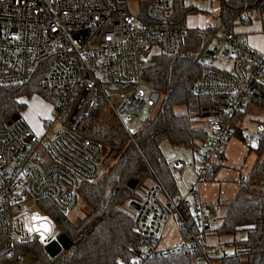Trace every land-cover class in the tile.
<instances>
[{
	"label": "built area",
	"instance_id": "built-area-1",
	"mask_svg": "<svg viewBox=\"0 0 264 264\" xmlns=\"http://www.w3.org/2000/svg\"><path fill=\"white\" fill-rule=\"evenodd\" d=\"M130 1L122 8L115 0H0V86L27 83L37 66L49 60L40 81L42 93L36 94L49 102L51 113L40 120L39 131L21 116L0 129L1 263L17 264L21 243L37 239L47 245L58 238L60 231L45 202L69 217L76 215L80 189L97 177L106 155L102 144L79 133L80 124L106 99L116 104L120 116L139 117L153 106L143 90L148 81L143 65L160 53H177L192 31L186 24H173V0L153 1L155 23L143 22L129 9ZM250 8L245 0L242 12ZM193 31L216 39L193 90L224 102L221 113L204 121L210 135L192 161L200 182L213 176L226 144L239 132L249 146L257 145L264 133L261 120L255 132L239 123L264 82V51L241 39L234 24L221 36L207 28ZM216 54L223 64L231 59V67L215 66ZM168 164L176 180L184 182V169L192 163L180 156ZM162 191L161 184L151 183L144 196L133 201L138 204L134 228L146 243L140 257L119 264H143L145 258L169 252L196 253L194 264H211L205 241L214 231L213 218L196 185L179 198L167 196L164 203L159 200ZM188 199L201 232L193 240L161 247L170 217L177 216L180 203ZM28 202L40 209L33 210ZM183 228L185 223L179 225Z\"/></svg>",
	"mask_w": 264,
	"mask_h": 264
},
{
	"label": "trees",
	"instance_id": "trees-1",
	"mask_svg": "<svg viewBox=\"0 0 264 264\" xmlns=\"http://www.w3.org/2000/svg\"><path fill=\"white\" fill-rule=\"evenodd\" d=\"M115 1L120 7L127 8L129 0ZM138 1L141 20L157 22L149 13L154 0ZM244 1L223 0L218 16L221 24L209 30L215 33L217 28L226 30L237 21H245L242 14ZM249 2L251 8L259 10V17L264 22V0ZM172 3L174 25L186 24L187 16L199 11L186 4L185 0H173ZM212 41L208 34L192 30L177 53H160L152 58L155 64L144 69L143 74L153 91L163 94L164 98L155 114L149 116L138 131L128 129L122 116L113 109L106 110L105 101L84 118L78 128L79 133L106 148L104 161L110 157L116 162L107 166L108 171L103 177L82 185L80 194L88 207L84 215L72 218L45 202L46 210L55 219L60 233L69 236L74 245L51 258L45 245L33 239L18 246L17 264H119L122 260L132 262L142 255L146 239L135 231V214L126 209L127 206L133 208L132 202L142 197L137 189L148 182H157L169 197L182 196L164 156L162 141L189 148L192 158H195L201 143L210 135L204 127L205 119L223 110V99L199 95L193 90L194 83L205 70L206 63L202 57L213 48ZM49 62H41L25 84L0 86V129L6 127L14 114H21L34 93H42L40 81ZM251 104L264 110V82L252 96ZM180 106L185 107V113L177 111ZM261 121L264 123V119ZM255 150L258 160L242 181L237 197L226 203L222 223L213 229L220 235L234 236L246 230L247 237L234 238L229 243L235 246V252L213 255L211 264H264V133ZM132 179L138 180L135 189L128 186ZM177 218L179 225L185 223V228L180 230L185 241L195 239L201 232L191 200L180 203ZM195 254L169 252L145 258L143 264H194Z\"/></svg>",
	"mask_w": 264,
	"mask_h": 264
},
{
	"label": "crops",
	"instance_id": "crops-1",
	"mask_svg": "<svg viewBox=\"0 0 264 264\" xmlns=\"http://www.w3.org/2000/svg\"><path fill=\"white\" fill-rule=\"evenodd\" d=\"M222 1L223 0H185L186 4L193 5L199 10L198 12L189 14L187 16L186 25L192 30L218 27L221 24V20L218 16ZM256 10L258 9L250 8L247 11H243L242 14L244 12H256ZM257 17H259V13ZM251 19V16H245V21L243 22H250ZM236 25L237 23L234 25V29L236 30V32L238 31L237 33L241 39L247 41L250 46L258 50L264 51L263 20L262 24H260L261 27H263L260 30H257L252 24H239L237 26ZM224 31V28H217L214 31V34L216 36H221L223 35ZM212 42L214 44L213 46H216V39L213 38ZM244 115L245 113L239 117V123L242 128L247 129L243 120ZM255 147L256 145H247L244 142L241 133L239 132L236 137L230 139L226 144L223 155L215 163L213 176L206 178L200 182H196L197 164L193 163L190 157L185 159L184 156L180 155L186 161L192 163L184 169V176L186 178L188 177V180H190L188 181V184H184V188L190 187L193 184L196 185L199 194V199L206 207H208V211L210 212L213 221H216L219 218V212L222 211V208H227L226 203L231 200H234L237 197L241 188L242 181L250 173L254 164L259 158ZM173 160L167 159L168 163ZM192 173H195V176L190 178ZM180 189L183 195V187H180ZM185 192L186 190L184 191V193ZM207 239L205 242L206 247L208 245ZM182 241L185 240L183 239L182 233L180 231V241L178 243Z\"/></svg>",
	"mask_w": 264,
	"mask_h": 264
},
{
	"label": "rangeland",
	"instance_id": "rangeland-1",
	"mask_svg": "<svg viewBox=\"0 0 264 264\" xmlns=\"http://www.w3.org/2000/svg\"><path fill=\"white\" fill-rule=\"evenodd\" d=\"M129 9L134 13L138 12L139 11V1L138 0H131L129 2ZM258 13H260L259 10H256V12H244L243 16H251L252 17L251 21L247 22V23L237 21V25H239V24H252L255 26V28L257 30L258 29L260 30L263 26L261 27V25H260V24H262V19L260 17H257ZM215 56H217V58H218V61L215 62V66H219L222 68H230L231 67V65H232L231 59H229L228 62L224 61L225 63L223 64V60L220 59L219 54H216ZM143 90H144L145 96L147 98H150V95L153 92V89H152L150 83L146 80L143 83ZM163 98H164V95L160 94L159 100L156 103V105L154 106L153 110L151 109L152 106H150V107L148 106L149 108L144 109L139 117H131L128 115H122V120L124 121L127 128L133 132L138 131L142 127L144 122L147 120V118L149 116L155 114V112L157 111V109H158L161 101L163 100ZM105 102H106L105 103L106 104V110L113 109L115 112H117L115 103H112L108 99H106ZM177 111L179 113H185L186 109H185V107L180 106V107H177ZM20 115L30 127L35 129V131H39L41 129L40 120H43L44 117H48L51 115L49 102L46 101L45 98H43V96L34 93L30 97V99L27 103V107L21 112ZM263 119H264V110L260 109L255 104H251L250 107H248V109L246 110L245 115L243 116L245 127L250 132H255L256 123L260 120H263ZM161 146H162L164 156L167 159H171V160L177 159L180 155H182V156H184L185 159L190 157L191 160L194 161V159L191 157V154H192L191 150L189 148L183 146V145L173 146L168 140H163ZM41 150H42V148H41ZM262 158H264V154H263ZM115 162L116 161L112 160L110 157L106 158L105 161L103 159L101 164L99 165V172H98V175L95 179H99V178L103 177L107 173L108 167L115 164ZM194 174L195 173H192L190 178L194 177L195 176ZM188 181H190V180H188V177L184 178V182L178 181L179 186L181 188L183 187V189H184V190L182 189L183 195L186 194V193H184V191L187 188V187L184 188V184L185 183L188 184ZM150 184H151V182H148V183L140 186L137 189V193H139L140 196H144L145 189ZM167 196H168L167 193L163 189V191L161 192V194L159 196V200L164 203L167 199ZM27 205L30 206L33 210L40 209L39 204L34 205V204L28 202ZM87 208H88L87 205L82 201L80 203L79 208L74 211L76 213V215H72L71 217L76 218L77 215H84ZM126 209L131 214H135V208H131V207L129 208V206H127ZM226 209L222 208V211L219 212V218L216 221H213V227L214 228H217L222 223V219H223V216L225 214ZM246 237H247V231L246 230L239 231L237 233V235H235V236L234 235H226V234L220 235L217 232L209 233L206 235V239L208 238L207 239L208 253L210 254V256L220 255V254H223L224 252L227 254H233L235 252L236 248H235V246H233L229 242L232 241L234 238L243 239ZM179 241H180L179 221H178L177 216L173 215L170 217V219L166 225L164 235H163V239L161 240L160 246L161 247H167V246H170L171 244L178 243ZM217 248H219V249L217 250ZM1 264H9V263H1ZM215 264H217V263H215Z\"/></svg>",
	"mask_w": 264,
	"mask_h": 264
},
{
	"label": "water",
	"instance_id": "water-1",
	"mask_svg": "<svg viewBox=\"0 0 264 264\" xmlns=\"http://www.w3.org/2000/svg\"><path fill=\"white\" fill-rule=\"evenodd\" d=\"M157 10L154 9L152 6L150 7L149 9V13L151 14V16H154V12H156ZM213 51L212 50H207L206 54L202 57V61H206L209 57L210 54H212ZM155 62L154 61H151V62H148L146 64L143 65V68H148L152 65H154ZM159 96H160V93L157 92V91H153L150 95V98L153 100V106H152V110L154 108V106L156 105V103L158 102L159 100ZM21 115L19 113H16L14 114L10 119L9 121L6 123V126H10L12 124V122L14 120H17ZM138 183V180L136 179H132L128 182V186L131 188V189H135L136 185ZM132 207L137 209L138 208V204L136 202H132ZM54 233H58V229H56L54 231ZM74 245V241L69 237L67 236L66 234H62L60 233L58 235V238L57 239H54L52 241H50L47 245H45V250H46V253L51 257H55L56 255H58L63 249H68L70 247H72Z\"/></svg>",
	"mask_w": 264,
	"mask_h": 264
},
{
	"label": "snow or ice",
	"instance_id": "snow-or-ice-1",
	"mask_svg": "<svg viewBox=\"0 0 264 264\" xmlns=\"http://www.w3.org/2000/svg\"><path fill=\"white\" fill-rule=\"evenodd\" d=\"M32 229H30V231H31ZM36 231H40V229L39 228H37V229H35Z\"/></svg>",
	"mask_w": 264,
	"mask_h": 264
}]
</instances>
